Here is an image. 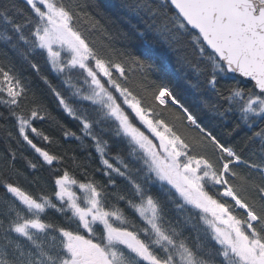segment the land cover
<instances>
[{
	"label": "snow or ice",
	"instance_id": "snow-or-ice-1",
	"mask_svg": "<svg viewBox=\"0 0 264 264\" xmlns=\"http://www.w3.org/2000/svg\"><path fill=\"white\" fill-rule=\"evenodd\" d=\"M0 264H264V0H0Z\"/></svg>",
	"mask_w": 264,
	"mask_h": 264
},
{
	"label": "trees",
	"instance_id": "trees-1",
	"mask_svg": "<svg viewBox=\"0 0 264 264\" xmlns=\"http://www.w3.org/2000/svg\"><path fill=\"white\" fill-rule=\"evenodd\" d=\"M82 3H87L89 0H81ZM98 2L105 7L106 10L110 11L111 6L114 5L117 0H98ZM87 11H92V9H86ZM172 84L176 90V94L182 100H186L190 96V90L187 86L180 80H173ZM251 86L250 84L248 85ZM95 167V165H93Z\"/></svg>",
	"mask_w": 264,
	"mask_h": 264
}]
</instances>
